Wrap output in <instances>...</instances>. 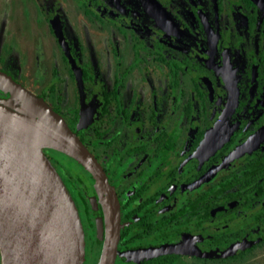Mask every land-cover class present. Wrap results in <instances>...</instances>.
<instances>
[{
	"label": "flooded vegetation",
	"instance_id": "obj_1",
	"mask_svg": "<svg viewBox=\"0 0 264 264\" xmlns=\"http://www.w3.org/2000/svg\"><path fill=\"white\" fill-rule=\"evenodd\" d=\"M15 1L0 0V70L100 163L119 205L115 264H257L264 0ZM45 153L77 205L85 264H97L106 194L76 160Z\"/></svg>",
	"mask_w": 264,
	"mask_h": 264
},
{
	"label": "water",
	"instance_id": "obj_2",
	"mask_svg": "<svg viewBox=\"0 0 264 264\" xmlns=\"http://www.w3.org/2000/svg\"><path fill=\"white\" fill-rule=\"evenodd\" d=\"M25 128H36L41 142L33 146L23 139L20 132ZM45 149L76 160L106 194L110 222L97 264H115L119 205L100 163L59 114L0 70L2 264L86 262L85 230L77 205Z\"/></svg>",
	"mask_w": 264,
	"mask_h": 264
},
{
	"label": "rangeland",
	"instance_id": "obj_3",
	"mask_svg": "<svg viewBox=\"0 0 264 264\" xmlns=\"http://www.w3.org/2000/svg\"><path fill=\"white\" fill-rule=\"evenodd\" d=\"M15 3H16L15 7L19 8V2H18V0H16ZM21 18H22L21 19V22L22 23H27L28 24V25L25 26V29L27 30V31H25V36H26L25 37V44H27V45L32 44V41L35 40V35H36L35 34V31L34 30L31 31V29L29 28L27 14H22L21 13ZM256 254H257L256 257H254L251 260L250 263L264 264V252L263 253H261V252L260 253H257L256 252ZM1 259H2V257H1V253H0V264H2Z\"/></svg>",
	"mask_w": 264,
	"mask_h": 264
},
{
	"label": "bare ground",
	"instance_id": "obj_4",
	"mask_svg": "<svg viewBox=\"0 0 264 264\" xmlns=\"http://www.w3.org/2000/svg\"><path fill=\"white\" fill-rule=\"evenodd\" d=\"M20 134L23 139L33 146L41 142L40 134L36 128H25L20 132Z\"/></svg>",
	"mask_w": 264,
	"mask_h": 264
}]
</instances>
